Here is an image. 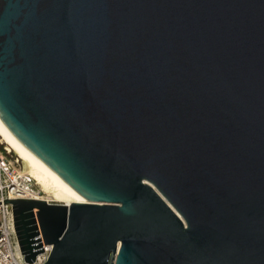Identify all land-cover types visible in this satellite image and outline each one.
Masks as SVG:
<instances>
[{
    "label": "water",
    "instance_id": "1",
    "mask_svg": "<svg viewBox=\"0 0 264 264\" xmlns=\"http://www.w3.org/2000/svg\"><path fill=\"white\" fill-rule=\"evenodd\" d=\"M0 121L27 262L264 264V0H0Z\"/></svg>",
    "mask_w": 264,
    "mask_h": 264
},
{
    "label": "built area",
    "instance_id": "2",
    "mask_svg": "<svg viewBox=\"0 0 264 264\" xmlns=\"http://www.w3.org/2000/svg\"><path fill=\"white\" fill-rule=\"evenodd\" d=\"M44 192L37 183L36 178L28 170H22L21 159L7 145L0 150V200L4 198H34L43 199ZM48 202H56L47 200ZM38 208L33 212L40 231V224L37 216ZM40 236L41 233H40ZM44 250L39 252L33 262H27L22 253L16 233L13 203L0 202V264H36L47 260L52 244H45ZM46 246H50L46 249ZM45 253V254H44Z\"/></svg>",
    "mask_w": 264,
    "mask_h": 264
},
{
    "label": "bare ground",
    "instance_id": "3",
    "mask_svg": "<svg viewBox=\"0 0 264 264\" xmlns=\"http://www.w3.org/2000/svg\"><path fill=\"white\" fill-rule=\"evenodd\" d=\"M0 142L5 143L13 152L19 155L22 160L24 169L30 171L36 178L37 183L44 192L42 197L46 200H54L65 204L75 202H89L90 199L71 188L49 168L41 163L35 156L26 150L6 129L0 121ZM50 246H46L49 249ZM45 254V253H44ZM40 261L36 264H42Z\"/></svg>",
    "mask_w": 264,
    "mask_h": 264
},
{
    "label": "rangeland",
    "instance_id": "4",
    "mask_svg": "<svg viewBox=\"0 0 264 264\" xmlns=\"http://www.w3.org/2000/svg\"><path fill=\"white\" fill-rule=\"evenodd\" d=\"M6 145L5 143L0 142V150H2V146Z\"/></svg>",
    "mask_w": 264,
    "mask_h": 264
}]
</instances>
